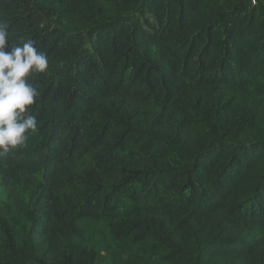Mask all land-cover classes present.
<instances>
[{
	"label": "trees",
	"instance_id": "trees-1",
	"mask_svg": "<svg viewBox=\"0 0 264 264\" xmlns=\"http://www.w3.org/2000/svg\"><path fill=\"white\" fill-rule=\"evenodd\" d=\"M0 21L49 59L37 130L0 155V264H264L252 0H0Z\"/></svg>",
	"mask_w": 264,
	"mask_h": 264
},
{
	"label": "clouds",
	"instance_id": "clouds-1",
	"mask_svg": "<svg viewBox=\"0 0 264 264\" xmlns=\"http://www.w3.org/2000/svg\"><path fill=\"white\" fill-rule=\"evenodd\" d=\"M48 67L47 55L33 39L11 44L9 25L0 21V155L25 146L29 134L37 130L32 108L39 92L30 78L46 73Z\"/></svg>",
	"mask_w": 264,
	"mask_h": 264
},
{
	"label": "rangeland",
	"instance_id": "rangeland-1",
	"mask_svg": "<svg viewBox=\"0 0 264 264\" xmlns=\"http://www.w3.org/2000/svg\"><path fill=\"white\" fill-rule=\"evenodd\" d=\"M252 5L256 7L259 11L264 13V0H252ZM262 129L264 130V126H262ZM4 201V196L2 193V188L0 187V202Z\"/></svg>",
	"mask_w": 264,
	"mask_h": 264
}]
</instances>
